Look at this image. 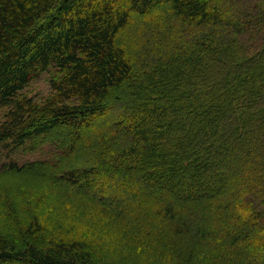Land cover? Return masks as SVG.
Returning <instances> with one entry per match:
<instances>
[{"label":"trees","instance_id":"trees-1","mask_svg":"<svg viewBox=\"0 0 264 264\" xmlns=\"http://www.w3.org/2000/svg\"><path fill=\"white\" fill-rule=\"evenodd\" d=\"M3 110L0 174L48 169L74 220L0 191V264H264V0H0Z\"/></svg>","mask_w":264,"mask_h":264},{"label":"rangeland","instance_id":"rangeland-1","mask_svg":"<svg viewBox=\"0 0 264 264\" xmlns=\"http://www.w3.org/2000/svg\"><path fill=\"white\" fill-rule=\"evenodd\" d=\"M60 73L57 69H51L41 78L31 83L23 92V96L35 99L36 102H43L52 96V83L59 78ZM7 110L0 112V122H3ZM65 131L62 129L54 130L48 136L40 138L39 141L20 148L13 154V161H17L19 165L23 166L28 163H48L52 164L59 161L60 151L59 147H64L68 144V138H64ZM67 143V144H66ZM50 167V166H48ZM39 171V170H38ZM48 169L39 171L45 175L43 177L37 176L33 171H23L20 174L9 173L0 174V191L9 190L10 199H14L17 211L20 215L26 212H36L34 200L42 198L44 203L43 208L38 210H45L44 216L46 219L53 221V224L60 220L63 226L66 225V218H72L71 212H65L63 205L57 202V209H52L50 205L56 201L48 189L46 182L49 176ZM45 172V173H44ZM33 200V201H30ZM59 201V200H58ZM32 203V207L29 206ZM28 203V204H27ZM54 204V203H53ZM65 219V220H64ZM74 220V219H73Z\"/></svg>","mask_w":264,"mask_h":264}]
</instances>
